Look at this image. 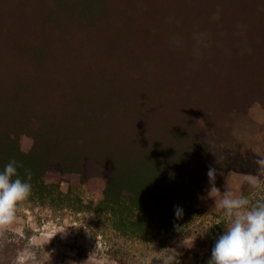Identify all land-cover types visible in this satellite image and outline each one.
Returning <instances> with one entry per match:
<instances>
[{
    "label": "trees",
    "instance_id": "1",
    "mask_svg": "<svg viewBox=\"0 0 264 264\" xmlns=\"http://www.w3.org/2000/svg\"><path fill=\"white\" fill-rule=\"evenodd\" d=\"M257 67L264 0H0V171L17 161L28 200L62 203L45 171L84 177L91 166L108 177L110 203L88 209L111 229H173L201 194L176 167L194 149L205 163L223 156L228 116L260 94ZM202 111L216 113L215 127L197 121ZM20 134L33 138L29 153ZM124 185L133 197L113 198Z\"/></svg>",
    "mask_w": 264,
    "mask_h": 264
},
{
    "label": "rangeland",
    "instance_id": "2",
    "mask_svg": "<svg viewBox=\"0 0 264 264\" xmlns=\"http://www.w3.org/2000/svg\"><path fill=\"white\" fill-rule=\"evenodd\" d=\"M259 70L257 67L249 71V77H254V84L259 87L253 89L260 94L243 104V112L234 111L228 116L227 122L232 123L230 135L224 133L218 141L223 156L214 159L208 156L205 163L204 151L194 149L189 166L176 167V174L183 180L190 178L191 184L196 180L195 186L201 192L196 204L198 213L190 222L147 233H138L131 227L126 230L118 226V231L113 230L103 211L104 215L99 217L88 209L98 203H110L106 196L109 191L106 175L94 173L91 166H86L84 177L59 167L49 168L43 181L49 187L55 186L56 193L65 195L68 202L58 203L51 198L25 201L13 224L0 233V264H208L212 247L227 230L223 209L218 205L220 197L209 195V168L216 169L214 183L221 193L227 190L234 196H242L246 184L251 188L246 197L250 205L257 198L260 201L264 194V173L255 163L264 159V72ZM234 82L236 86L239 78L235 77ZM196 118L209 129L215 127L217 115L202 111ZM18 144L20 151L29 153L33 138L20 134ZM249 175L258 179L262 176L261 187L253 188L246 179ZM132 195L127 185L112 192L117 200Z\"/></svg>",
    "mask_w": 264,
    "mask_h": 264
},
{
    "label": "clouds",
    "instance_id": "3",
    "mask_svg": "<svg viewBox=\"0 0 264 264\" xmlns=\"http://www.w3.org/2000/svg\"><path fill=\"white\" fill-rule=\"evenodd\" d=\"M255 163L264 173V159ZM216 174V169L210 167L207 173L211 184L209 195L220 197L218 205L223 209L227 230L216 240L208 264H264V201L250 205L244 196H234L227 190L221 193L214 183ZM26 175L30 180V172ZM246 179L253 188L261 187L257 176L249 175ZM31 191V184L18 174L17 161L11 160L0 171V233L13 224ZM174 211L177 218L183 214L179 206Z\"/></svg>",
    "mask_w": 264,
    "mask_h": 264
}]
</instances>
